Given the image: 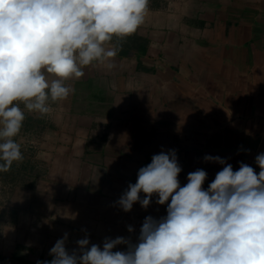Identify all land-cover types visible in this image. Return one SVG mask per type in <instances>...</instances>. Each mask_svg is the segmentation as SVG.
Instances as JSON below:
<instances>
[{
	"label": "crops",
	"instance_id": "crops-1",
	"mask_svg": "<svg viewBox=\"0 0 264 264\" xmlns=\"http://www.w3.org/2000/svg\"><path fill=\"white\" fill-rule=\"evenodd\" d=\"M176 1L149 7L130 38L105 45L117 48L114 58L68 81L75 91L67 100L49 101L36 129L35 168L0 239L7 264L50 261L65 233L69 251L86 236L101 246L106 237L135 243L144 218L165 216L167 203L154 195L146 209L137 202L125 212L116 202L161 151L176 150L181 187L203 169L206 190L225 166L205 155L259 173L264 0Z\"/></svg>",
	"mask_w": 264,
	"mask_h": 264
},
{
	"label": "clouds",
	"instance_id": "clouds-1",
	"mask_svg": "<svg viewBox=\"0 0 264 264\" xmlns=\"http://www.w3.org/2000/svg\"><path fill=\"white\" fill-rule=\"evenodd\" d=\"M148 12L149 0H0V172L23 160L14 138L24 109L47 114L50 100H67L75 91L67 82L114 58L117 48L105 45L134 34ZM203 159L225 165L206 190L203 169L181 187L174 149L138 170L119 207L146 209L155 195L167 208L165 216L144 218L135 243L106 237L101 246L86 236L69 251L65 233L49 250L52 259L36 264H264V153L255 157L259 173L243 162L234 171L219 156ZM120 245L125 250L114 251Z\"/></svg>",
	"mask_w": 264,
	"mask_h": 264
},
{
	"label": "rangeland",
	"instance_id": "rangeland-1",
	"mask_svg": "<svg viewBox=\"0 0 264 264\" xmlns=\"http://www.w3.org/2000/svg\"><path fill=\"white\" fill-rule=\"evenodd\" d=\"M171 1L173 3H171ZM176 1V0H175ZM174 0H149V7H164L165 4H174ZM177 2V1H176ZM177 4V3H176ZM179 4V3H178ZM132 35L129 36V38ZM117 37H114L115 39ZM23 109V104L20 105ZM25 111V120L20 133L14 139L21 146L23 154L22 161L13 162V165L8 172H0V239H3L4 228L8 225L12 217V208L14 207L15 200L20 196V189L26 183H29V176L35 168L36 156L34 150L38 146L36 142L37 128H40V120L46 121V114L39 112ZM2 127V125H0ZM40 134V133H39ZM3 241V240H2ZM0 240V264H7L9 261L5 258V251L1 246Z\"/></svg>",
	"mask_w": 264,
	"mask_h": 264
}]
</instances>
